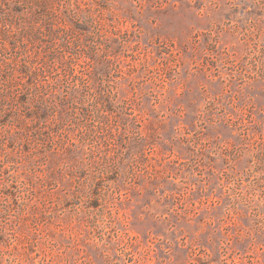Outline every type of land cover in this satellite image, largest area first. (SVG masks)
Returning a JSON list of instances; mask_svg holds the SVG:
<instances>
[{
  "label": "rangeland",
  "instance_id": "rangeland-1",
  "mask_svg": "<svg viewBox=\"0 0 264 264\" xmlns=\"http://www.w3.org/2000/svg\"><path fill=\"white\" fill-rule=\"evenodd\" d=\"M0 264H264V0H0Z\"/></svg>",
  "mask_w": 264,
  "mask_h": 264
}]
</instances>
